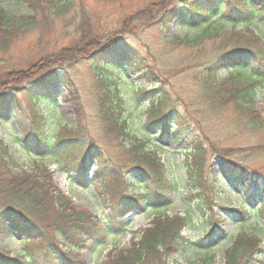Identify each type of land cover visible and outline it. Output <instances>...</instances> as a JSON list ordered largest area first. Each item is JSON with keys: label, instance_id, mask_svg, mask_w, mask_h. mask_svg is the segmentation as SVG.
Listing matches in <instances>:
<instances>
[{"label": "trees", "instance_id": "16d2710c", "mask_svg": "<svg viewBox=\"0 0 264 264\" xmlns=\"http://www.w3.org/2000/svg\"><path fill=\"white\" fill-rule=\"evenodd\" d=\"M16 1L25 7L26 13L12 14L0 9V43L8 39L11 31L13 35L41 26L39 22L46 17L59 18L58 15L71 9L67 0ZM176 1L150 0L145 7L121 20L107 37L90 36L86 30L87 16L80 14L81 21L74 31L77 41L72 42L73 46L63 48L60 53L43 55L39 59L38 72L29 79L24 77L23 84L17 86L14 79H21L20 76L37 69L34 64L26 65L25 72L11 68L0 73V120L12 111L20 134L17 138L25 147L41 155H49L57 149L64 155L79 153L82 143L78 135L63 138L52 134L47 129V118L53 114H44L36 107L45 101L50 110L55 109L60 90L66 91L70 103L77 107L78 96L68 75L67 63L74 59L95 60L109 56L111 61L103 58L101 65L105 71H118V75L106 79L109 87L105 86L106 80H102L103 95L95 118L113 133L108 137L114 138L119 147L127 151V170L140 175L144 185L139 182L126 184L124 177L119 180L101 152L89 148L76 168L85 171L88 160L94 159L96 183L121 182L124 185V200L112 199V215L118 220L141 209L143 203L153 208H167L173 195L183 186L184 199L188 203L195 201L193 207L207 217L208 224L203 227L207 230L210 226V231L203 238L212 240L220 237V233L216 235L217 230L211 226L212 192L216 182L205 178V175L211 176L209 159H218L225 179L237 185L250 204L260 208L256 210L250 206L247 211L264 214V185L256 183V197L250 181L257 180V174L243 163L248 157L264 151V111H257L255 107L256 93L264 88V0H239L233 7H228L225 0L214 10L213 20L201 3L193 2V12L203 18L206 15L201 19L202 29L191 38L175 37L165 41L164 50L154 56L153 63L134 48L123 45L128 36L134 35V30L171 19L175 15L171 7ZM240 15H245L241 24ZM219 24L230 29L219 27ZM204 41L216 44H207L210 47L207 49ZM63 52L69 58L61 56ZM221 72L226 73V77L218 78ZM122 81L129 86L127 98L118 90L117 85ZM180 82L186 85L178 91L176 85ZM20 90L30 103L28 111L18 106L16 96ZM128 102H131L130 110ZM144 105V111L139 112ZM25 114L29 115V121ZM237 138L253 143L239 144L235 141ZM164 144L177 147L187 158L181 165L185 169L182 184L178 179H169L165 167L154 156L156 149ZM147 147L152 152L149 157L144 151ZM7 155V145L0 139V232L11 223L15 234L23 239L21 243L37 245L38 258L10 257L0 250V264H85L78 252L87 245L101 242L108 233L101 220L88 210L76 207L54 182L46 165L34 164L29 171L17 173L13 165L11 168ZM72 160L71 164L78 161ZM136 186L143 190L136 191ZM193 225L190 214L157 215L144 229L132 234L128 245L109 254L105 264H166L173 255L188 248L190 240L183 232ZM211 249L210 246L204 249L203 259L197 264H215ZM263 256L264 241L259 236L240 233L224 250L222 264H263Z\"/></svg>", "mask_w": 264, "mask_h": 264}, {"label": "rangeland", "instance_id": "374dc122", "mask_svg": "<svg viewBox=\"0 0 264 264\" xmlns=\"http://www.w3.org/2000/svg\"><path fill=\"white\" fill-rule=\"evenodd\" d=\"M52 1L60 2L62 0ZM67 1L71 3V9L66 13L58 15L59 18L46 17L43 22H39L41 26L36 25L26 31H17L13 35L11 31L8 39L0 43L6 44L0 46V73L11 68L25 72L26 65L34 64L37 66V69H32L29 74L20 76L22 77L21 79L16 77L14 83L17 86L23 84L24 77L27 76L26 78L29 79L38 72L41 66L39 59L43 55L50 52L60 53L63 48L73 46L72 42L77 41L74 31L81 21L80 14H83V17L87 16L86 25L88 26L86 30L90 32V36L101 35L100 37H107L117 28L121 20L137 9L145 7L150 0ZM223 1L225 0H178L171 7V12L175 14L171 19H166L164 23L152 25L142 30L141 28L134 30V35L128 36L123 45L134 48L144 59H148L153 63L156 54L164 50L165 41H169L175 37L191 38L202 29L200 25L204 22L201 19H205L206 15L203 18L195 14L191 8L193 2L201 3L206 8L208 14H212L210 18L213 20L214 14H216L213 13L214 10ZM238 1L227 0V6L233 7V5H237L235 2L238 3ZM0 9L12 14L26 13L25 7L16 0H0ZM236 18L238 19L237 16ZM239 20L242 21L239 24L243 23L245 15H240ZM262 26L264 27L263 24ZM219 27L230 29V27L224 24H219ZM240 27L241 25L237 29ZM110 40H113L112 36ZM203 44L208 49L210 47L207 44L216 43L204 41ZM61 56L66 59L69 58L65 52ZM103 58L110 59L109 56H104L95 60L81 59L78 61L74 59L73 61L75 62L71 61L67 63L69 68L68 75L74 84L78 96L77 107L70 103L68 95L64 90L59 91L55 109L50 110L49 105L45 101L38 103L36 107L38 110L44 111V114H53L47 118V129L52 134H59L63 138L69 135H78L79 143H82L79 153L74 154L73 152L72 155H64L57 149L49 155H41L35 149L25 147L17 138L20 134L16 128L12 111L6 113L4 118L0 120V139L7 145V159L11 164V168L13 165V171L17 173L21 170L29 171L34 164L46 165L52 173L54 182L72 200L73 204L78 208H84L95 214L101 220L104 228L107 229L108 233L104 240L96 243L94 246L87 245L78 252L79 257L85 261V264H105L108 261L109 254H114L116 248H122L129 244L134 232L144 229L155 216L163 213L168 216L190 214L194 222L193 228H187L183 232L190 240L188 248H184L178 254L173 255L166 264H197V262L203 259L205 254L204 249L208 246L212 248L210 254L214 255L215 264H222L224 250L230 247L233 238L240 233L253 234L259 236L264 241V214L257 211H247L248 207L253 205L250 204L251 202L245 195H242V191L237 185H233L225 179L222 174V164L216 158L209 159L212 163V167L210 168L211 176L205 175V178L216 182L212 192L211 202L214 206V216L211 226L213 225V230H217L216 235L220 233V237H213L212 240L203 238L210 231V226L207 230L203 227L207 223V217L193 207L195 201L188 203L184 199L186 190L183 186H180L178 191L173 195L171 204L167 208H153L143 203L140 206L141 209L132 211L128 215L121 217L120 220L114 219L112 215V199L116 197L115 200L117 202L124 200L122 199V196L125 195L124 185L121 182L112 185L108 183H96L93 176V172L96 169L94 159L88 160L85 171L76 168L81 157H83L89 148L90 150L101 152L107 164L111 167L112 172L118 175L119 180L124 177L126 184L130 185L134 184L133 182H139L138 184L144 185V182L140 181V175L129 173L127 170V166L129 165V154L127 151L119 147L118 142L114 138L110 139L108 137L109 134L112 135L113 133H109L103 126V122L101 123L98 118H95L99 101L103 95L102 90L104 89V85L102 84V80L112 79L118 75V71H105L101 65L104 62ZM126 75L129 76L128 74ZM217 76L218 78H224L226 77V73L221 72ZM105 82L107 84L105 86L109 87L108 81L106 80ZM134 83L137 84L138 82ZM183 83H178L176 90H182L183 86L186 85ZM117 86L120 94L125 95L126 98L129 97V86L124 81ZM16 100L21 110L28 111L27 107L30 103L26 99V94L23 90H20L16 96ZM130 107L131 102H128L127 109L130 110ZM145 107L146 105L142 106L139 112H143ZM255 107L257 111H264V88L259 89L256 93ZM132 114L136 116L135 113ZM25 118L29 121L28 114H25ZM205 133L208 134L207 131ZM152 136H155V134L153 133ZM235 141L239 144L241 142L243 145H251L250 143H253L252 141L249 143L242 138H237ZM147 149L144 151L147 152L149 157V155H152V152H150V147H147ZM171 149L173 151L157 148L154 156H157L158 158L156 159L165 167L167 177L171 180L178 179L180 184H182L185 169L181 165L187 161V158L177 147H171ZM151 158L153 159L154 157ZM72 159H78V161L71 164ZM247 160L243 162L247 166V169L257 174V180L251 179L250 188L254 195L258 197L256 183L259 181L264 185V151L256 154L255 157H248ZM84 178L86 181H83ZM135 188L136 191L143 190L141 189L142 187L137 188L136 186ZM129 190L132 189L128 188ZM118 195L119 198H117ZM253 208L260 210L258 205H254ZM214 226L215 229L213 228ZM56 240L60 242L58 237H56ZM21 241L23 242V239L15 234L11 223L0 232V250L7 252L10 257L26 255L28 258L34 257L37 259V245L25 244L21 243ZM262 259L264 260V256Z\"/></svg>", "mask_w": 264, "mask_h": 264}]
</instances>
